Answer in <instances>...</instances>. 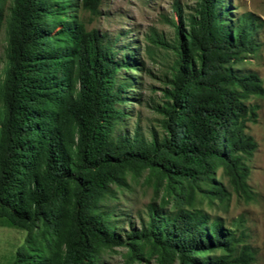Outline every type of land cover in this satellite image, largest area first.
Here are the masks:
<instances>
[{
    "label": "trees",
    "instance_id": "obj_1",
    "mask_svg": "<svg viewBox=\"0 0 264 264\" xmlns=\"http://www.w3.org/2000/svg\"><path fill=\"white\" fill-rule=\"evenodd\" d=\"M0 0L6 62L0 76V224L25 231L10 264H96L101 248L145 244L159 264H249L238 237L194 209L197 193L223 200L212 174L221 169L247 194V167L256 143L243 132L256 107L242 99L263 95L254 73L231 64L253 52L251 15L228 18L221 0H196L183 15L173 3L170 42L147 34L146 54L170 50V86L156 105L161 134L122 129L133 54L86 29L76 8L94 14L99 0ZM152 184L146 219L123 241L103 203L127 178ZM170 205V208L166 206ZM222 252L199 256L208 250Z\"/></svg>",
    "mask_w": 264,
    "mask_h": 264
},
{
    "label": "rangeland",
    "instance_id": "obj_2",
    "mask_svg": "<svg viewBox=\"0 0 264 264\" xmlns=\"http://www.w3.org/2000/svg\"><path fill=\"white\" fill-rule=\"evenodd\" d=\"M196 0H99L96 13L84 10L79 4L76 8L78 19L86 29H94L104 40L110 41L117 50V56L132 53L140 69L132 65L122 67L117 75L131 73L134 84L127 88L123 109L127 113L122 129L129 134L137 126L145 135L152 130L161 134L159 114L155 107L165 101L164 89L170 86V62L173 58L170 50L154 48L153 58L146 54L148 45L146 36L152 30L160 38L170 42L173 27L170 20H176L173 3L180 5L183 15L191 13ZM228 9L229 20L238 21L241 15H251L255 30L253 40L256 48L253 52L242 54L231 69L239 75L254 73L264 90V0H221ZM11 4L5 3V14ZM7 41L4 29L0 30V76L6 62ZM245 105H254L255 119L247 121L243 132L252 137L256 147L250 157L243 160L247 167L245 183L247 194L236 192L221 169L212 174V179L226 192L223 200L211 194L197 193L192 207L205 212L210 218L221 221L230 229L238 242L249 248L252 259L249 264H264V94H250L242 99ZM153 197L152 184H145L142 178H127V187L118 190L116 197L106 199L105 210L113 216L116 234L123 241L132 229H139L146 219L145 205ZM170 208V205L166 206ZM25 231L0 224V264H10L15 250L23 243ZM128 244L104 247L98 251L96 264H159L158 254L145 244L142 248ZM222 250H208L199 256L212 257ZM175 264V263H172Z\"/></svg>",
    "mask_w": 264,
    "mask_h": 264
}]
</instances>
